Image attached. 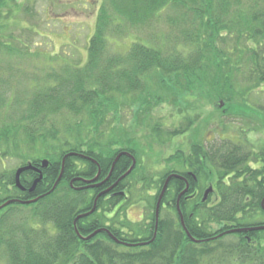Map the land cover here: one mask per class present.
I'll use <instances>...</instances> for the list:
<instances>
[{
  "label": "trees",
  "instance_id": "obj_1",
  "mask_svg": "<svg viewBox=\"0 0 264 264\" xmlns=\"http://www.w3.org/2000/svg\"><path fill=\"white\" fill-rule=\"evenodd\" d=\"M12 2L21 7L17 0H0V11L10 13ZM173 7L186 11L176 24L169 17L170 32L158 42L149 46L133 41L126 50L121 49L127 43L117 46L116 39L128 29L140 23L146 26L147 20H156ZM23 10L31 14L29 7ZM8 17H0V31ZM226 37L235 38L233 47L225 48ZM243 40L248 48L240 46ZM88 53L85 67L66 66L62 73L52 68L47 87L27 99L19 94L9 106L2 93L9 95L13 82L0 79V113L6 108L11 113L0 119V157H19L44 176L30 193L40 177L37 172L22 175L25 192L16 187L15 171L0 175V206L10 200L40 198L0 210V264H264V229L229 233L264 227V141L253 143L243 131L237 138L204 141L193 162L191 158L180 162V154L172 156L179 162L176 167H181L172 172L188 177V167L196 181L190 179L192 186L179 201L187 186L180 179L172 180L156 230L157 204L170 173L159 178L146 174L137 161L134 171L119 182L133 161L121 157L111 174L115 160L123 151L137 160L138 149L132 140L105 141L110 117L102 119V106L110 103V97L143 92L154 75L160 74L162 85L180 89L185 99L194 100L231 90L233 72L241 62L250 71L248 77V73L242 76L247 82L264 84V0H103ZM80 73L88 75L79 81ZM259 111L264 115V107ZM65 115L81 121L66 122L61 138L59 125ZM193 124L188 120L186 129H175L172 135L183 134ZM247 125L264 132V119L260 124L248 120ZM69 153L85 158H68L62 180L52 191ZM43 160L50 163L47 169L41 167ZM99 172V180L110 178L99 188L89 186L87 181ZM208 185L214 192L204 203ZM106 191L97 210L78 219L92 211L97 197ZM215 198L218 202L213 204ZM121 200L123 208L109 219ZM139 205L145 209L142 217L128 219L127 211ZM100 230L105 231L87 240Z\"/></svg>",
  "mask_w": 264,
  "mask_h": 264
},
{
  "label": "rangeland",
  "instance_id": "obj_2",
  "mask_svg": "<svg viewBox=\"0 0 264 264\" xmlns=\"http://www.w3.org/2000/svg\"><path fill=\"white\" fill-rule=\"evenodd\" d=\"M17 2L21 7L12 2L10 13H6L5 9L0 11L2 18L10 16L3 20L5 26L2 27L3 31H0V79H10L13 82L9 89L12 92L9 95L2 93L8 106L19 94L23 99H27L37 90L47 87L53 70L62 73L66 66L79 69L87 65L88 46L97 29V16L103 0ZM23 6L31 9L29 16L25 10L20 11ZM185 11L183 8L173 7L172 10L162 12L156 20H147L146 26L149 28L140 23L128 29L127 33L119 35L116 39L117 46L122 47L127 43L126 47L121 49L126 50L133 41H141L149 46L155 44L164 32H170L169 17L171 16L172 22L176 24ZM225 39H222L227 41L225 48L235 45V38ZM240 46L243 49L248 48L244 40ZM219 47H223L222 44ZM234 63L235 57L230 64ZM246 67L244 62L237 64L238 70L233 72V87L231 90L224 88L225 91L219 92V97L207 93L208 97L204 96L201 100H194L190 96L185 99L186 94L181 95L182 90L173 89L171 85H162L160 74L151 77L147 90L143 92L110 97L107 101L110 103L105 102L102 106L105 111L102 119L110 117L108 121L111 125L110 129L106 126L109 131L103 139L108 143L120 141L125 144L128 140L134 141L138 149L137 161L142 163L141 167L147 171L146 174L154 173L158 178L172 172L179 164L172 156L180 154V162L188 158L195 159L206 136L208 139L217 136L237 138L244 131L248 140L260 144L264 141V132H261L257 125L254 126L257 131H254L247 122H263L264 115L260 113L259 108L264 107V84L247 82L250 71ZM246 73L247 77H242ZM86 75L88 74L80 73L79 81ZM83 84H86L85 81ZM204 86L208 89L211 87L207 81ZM10 114V109L6 108L0 113V119H6ZM232 117L245 119L235 120ZM188 120L194 121L195 125L190 126L183 134L173 136V130L186 129ZM79 121L81 118L65 115L62 125H59L60 133L62 131L60 137H65L66 122ZM98 122V119L94 120V123ZM10 123L8 120L7 124ZM160 125L165 129L158 130ZM112 128L116 133L111 132ZM129 154L134 156L130 152ZM26 163L28 162L16 156L6 160L0 157V175L14 171L16 174L20 168L28 166ZM100 174L101 172L98 174L99 178ZM109 178L110 176L103 180L98 179L94 185L101 186ZM143 205L146 206L145 203ZM143 205L130 211L133 220L138 221L142 217V212L145 211ZM217 228L216 226L215 229Z\"/></svg>",
  "mask_w": 264,
  "mask_h": 264
},
{
  "label": "water",
  "instance_id": "obj_3",
  "mask_svg": "<svg viewBox=\"0 0 264 264\" xmlns=\"http://www.w3.org/2000/svg\"><path fill=\"white\" fill-rule=\"evenodd\" d=\"M74 156H79V157H83V158H85L84 155H82V154H77V153H69L68 155H66V156L64 157L63 161H62V171H61V174H60V176H59V178H58V180H57V182H56V184H55V186H54V188H53L52 191H54V190L58 187L59 183H60L61 180H62V177H63L64 171H65V164H66L67 159L70 158V157H74ZM123 156H128V157H130L131 160L133 161V165H132L131 169H130V170H129L124 176H122V177L120 178L119 182H121V181L124 180L129 174H131V172L135 169L136 164H137L136 159H135L134 156L130 155L128 152H123V153L119 154L118 157H117V159L115 160L114 165H113V168H112V172H111V174L113 173V170H114V168H115V165L117 164V162L119 161V159H120L121 157H123ZM90 160H92V159H90ZM49 164H50L49 161H43V162L41 163V167H42L43 169H47V168L49 167ZM29 171H35V172H37V173L40 175V177L34 182L33 186H32V187L30 188V190H29L30 193H33V192H35V190H36L37 186L39 185V183H41V182L43 181L44 176H43V172H42V170L39 169V168H37V167H35V166H33L32 164H29V165L26 166V167L20 168V169L17 171V173H16V187H17L20 191H22V192H25V191L27 190L26 188L23 187V185H22V183H21V176H22L24 173L29 172ZM111 174H110V175H111ZM173 178H178V179H183V180H185V178H184L183 176L178 175V174H174V175L170 176V177L166 180V183H165L164 189H163V191H162V193H161V195H160V198H159V200H158V204H157V210H156V211H157V212H156V230L158 229L159 218H160V209H161V205H162V202H163V198L165 197V194H166V191H167V189H168L169 183H170L171 179H173ZM98 179H99V176H97L95 179H93V180H91V181H87V183H88L91 187H98V186H100V185H96V186L94 185V183H95L96 181H98ZM187 190H188V188H187V189L182 193V195L179 197V201H180L181 197L187 192ZM212 192H213V188H210V189L206 192L204 200H207V198L210 196V194H212ZM107 193H108V191L101 193V194L97 197V199H96V201H95L94 208L92 209V211H90V212H88V213H86V214L81 215L78 219H81V218L87 217V216H89V215H92V214L96 211V209H97V202H98V200H99L101 197H103L104 195H106ZM42 197H43V196H42ZM39 199H40V198H37V199H35V200H30V201H24V200H10V201H8L7 203H5L4 205L0 206V210H2V209H4L5 207H7V206H9V205H11V204H14V203H20V204H23V205L33 204V203H36ZM179 201H178V211H179V213H180V215H181V217H182V214H181V211H180V204H179ZM182 223H183V226H184V220H183V217H182ZM260 229H264V227L251 228V229H249V230H248V229L233 230V231H230L229 233L247 232V231H250V230H260ZM104 231H105V230H100V231L95 232L93 235H91L89 238H87V240H89V239L95 237L97 234L102 233V232H104ZM187 233H188V232H187ZM188 235H189V233H188ZM189 237H190V235H189ZM115 240H116V239H115ZM116 241H117V240H116Z\"/></svg>",
  "mask_w": 264,
  "mask_h": 264
},
{
  "label": "flooded vegetation",
  "instance_id": "obj_4",
  "mask_svg": "<svg viewBox=\"0 0 264 264\" xmlns=\"http://www.w3.org/2000/svg\"><path fill=\"white\" fill-rule=\"evenodd\" d=\"M213 139H215V137L214 138H212V139H208V137L206 136L205 138H204V141H206L207 140V143L209 142V141H211V140H213ZM204 143V142H203ZM258 143V142H257ZM203 145V144H202ZM195 159H190V161L189 162H193ZM187 169V171H188V177H185L184 175H181V176H183L184 178H185V180H183V179H180V180H182V181H184L185 183H186V186H187V188H188V190H189V188H191V183L193 182V181H191L190 179H194L195 181H196V176L192 173V172H189L190 170H188L189 168L187 167L186 168ZM174 174H176V173H173L172 174V172H170V174L165 178V180H164V184L166 183V180L170 177V176H172V175H174ZM195 177V178H194ZM176 179H178V178H173V179H171V181H170V183H172V180H176ZM169 183V184H170ZM97 188H99V187H97ZM210 188H213L212 187V185L210 186V185H208L207 186V188H206V190L204 191V193H203V200H202V202H207V200L209 199V197L207 198V200H204V198H205V194H206V192L210 189ZM214 189V188H213ZM188 190H187V192H188ZM213 192H214V190H213ZM213 192H212V194H213ZM124 194L125 193H122V197H123V199H124ZM212 194H210V195H212ZM185 195V194H184ZM183 195V196H184ZM182 196V197H183ZM181 197V198H182ZM129 198V195L126 197V199H128ZM122 199V200H123ZM120 201V204L117 206V208H115V210L113 211V213L111 214V215H109L110 217H109V219H112L113 218V216H115L122 208H123V201ZM124 202H125V204L127 203V200H124ZM216 202H218V199L217 198H215V200L213 201V204L214 203H216ZM135 206H132L131 208H130V210H128L127 211V218L128 219H130V211L134 208ZM119 210V211H118ZM232 231V230H231Z\"/></svg>",
  "mask_w": 264,
  "mask_h": 264
}]
</instances>
